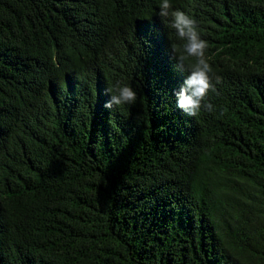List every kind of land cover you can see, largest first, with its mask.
Here are the masks:
<instances>
[{
	"label": "trees",
	"instance_id": "trees-1",
	"mask_svg": "<svg viewBox=\"0 0 264 264\" xmlns=\"http://www.w3.org/2000/svg\"><path fill=\"white\" fill-rule=\"evenodd\" d=\"M160 2L0 0V264H264V0H171L222 78L196 117Z\"/></svg>",
	"mask_w": 264,
	"mask_h": 264
},
{
	"label": "clouds",
	"instance_id": "clouds-1",
	"mask_svg": "<svg viewBox=\"0 0 264 264\" xmlns=\"http://www.w3.org/2000/svg\"><path fill=\"white\" fill-rule=\"evenodd\" d=\"M159 15L171 18L170 27L175 30L179 43L171 44L176 68L186 72L187 76L175 92L176 106L190 117H196L201 110L211 112L214 106L209 102V93H216V85L222 78L214 71L207 55L209 44L202 38L198 21L189 13L173 8L171 0H161ZM104 108L111 110L113 107L134 104L137 92L129 85L117 81Z\"/></svg>",
	"mask_w": 264,
	"mask_h": 264
}]
</instances>
